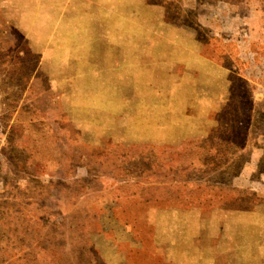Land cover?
<instances>
[{
	"label": "rangeland",
	"instance_id": "rangeland-1",
	"mask_svg": "<svg viewBox=\"0 0 264 264\" xmlns=\"http://www.w3.org/2000/svg\"><path fill=\"white\" fill-rule=\"evenodd\" d=\"M0 264H264V0H0Z\"/></svg>",
	"mask_w": 264,
	"mask_h": 264
}]
</instances>
